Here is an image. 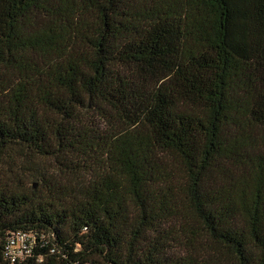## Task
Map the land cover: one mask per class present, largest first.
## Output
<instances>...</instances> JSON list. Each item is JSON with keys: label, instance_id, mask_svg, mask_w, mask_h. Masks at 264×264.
<instances>
[{"label": "trees", "instance_id": "16d2710c", "mask_svg": "<svg viewBox=\"0 0 264 264\" xmlns=\"http://www.w3.org/2000/svg\"><path fill=\"white\" fill-rule=\"evenodd\" d=\"M17 157L0 264H264V0H0Z\"/></svg>", "mask_w": 264, "mask_h": 264}, {"label": "built area", "instance_id": "2783aa9c", "mask_svg": "<svg viewBox=\"0 0 264 264\" xmlns=\"http://www.w3.org/2000/svg\"><path fill=\"white\" fill-rule=\"evenodd\" d=\"M36 247L37 241L33 234L25 231L11 232L5 238L2 256L9 264L23 263L32 257Z\"/></svg>", "mask_w": 264, "mask_h": 264}, {"label": "rangeland", "instance_id": "374dc122", "mask_svg": "<svg viewBox=\"0 0 264 264\" xmlns=\"http://www.w3.org/2000/svg\"><path fill=\"white\" fill-rule=\"evenodd\" d=\"M59 12L63 13L66 12V9L59 8ZM18 157L15 160H7L3 161V163L0 164V192L8 189L9 187H12L15 182H17L19 179L22 183H24L26 186H30L31 184L36 183L38 180H28L25 178L24 175L19 174L20 170L18 168Z\"/></svg>", "mask_w": 264, "mask_h": 264}]
</instances>
